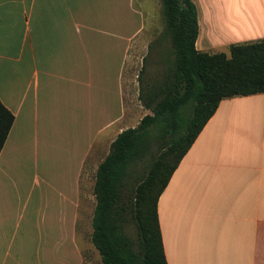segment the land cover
Wrapping results in <instances>:
<instances>
[{"label":"crops","instance_id":"1","mask_svg":"<svg viewBox=\"0 0 264 264\" xmlns=\"http://www.w3.org/2000/svg\"><path fill=\"white\" fill-rule=\"evenodd\" d=\"M192 1L198 51L264 40V0ZM140 18L134 0H0V264H83L92 177L132 128ZM157 213L168 264H264V93L220 102Z\"/></svg>","mask_w":264,"mask_h":264},{"label":"trees","instance_id":"2","mask_svg":"<svg viewBox=\"0 0 264 264\" xmlns=\"http://www.w3.org/2000/svg\"><path fill=\"white\" fill-rule=\"evenodd\" d=\"M163 6L175 47L178 82L175 95L153 109L152 116L117 137L97 169L92 242L104 264H168L157 213L159 197L223 99L264 93V40L232 45L229 55L200 52L195 46L199 25L193 1L163 0ZM189 105L191 115L186 116L182 108ZM13 123V114L0 101V153ZM153 124L173 139L132 191L134 196L124 195L120 176L125 162L134 142ZM129 221L137 229L138 245L123 233Z\"/></svg>","mask_w":264,"mask_h":264},{"label":"rangeland","instance_id":"3","mask_svg":"<svg viewBox=\"0 0 264 264\" xmlns=\"http://www.w3.org/2000/svg\"><path fill=\"white\" fill-rule=\"evenodd\" d=\"M134 6L141 15L140 22L144 31L135 41L132 58L125 70V80L127 78L128 85L133 83L134 90V98L128 100L134 107L132 117L128 118L131 120L130 125L132 124V128L129 129L138 128L142 119L147 115L152 116L153 109L156 107L158 109L164 99L173 97L178 82L175 47L172 32L168 28L163 0H134ZM226 53L229 55V51ZM140 106L142 111L139 110ZM182 111L184 115L189 116L192 106L184 107ZM172 139V134L165 137L162 135L161 126L158 124L145 128L140 138L134 142L133 152L128 155L120 176L124 195L134 196L136 187L147 178L154 162L166 150ZM110 151L111 147L109 154ZM101 156L104 157L105 153ZM93 176L95 184L96 175ZM93 217L89 213L86 215L87 228L84 231L85 243L82 246L83 264H104L92 242ZM133 225L132 221L125 223L123 233L138 245L137 229ZM134 249L138 252V248Z\"/></svg>","mask_w":264,"mask_h":264}]
</instances>
